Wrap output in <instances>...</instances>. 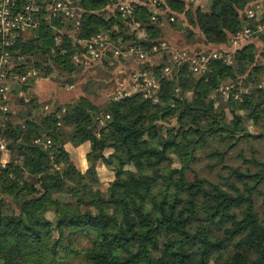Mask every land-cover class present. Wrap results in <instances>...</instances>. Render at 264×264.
<instances>
[{
    "label": "trees",
    "instance_id": "obj_1",
    "mask_svg": "<svg viewBox=\"0 0 264 264\" xmlns=\"http://www.w3.org/2000/svg\"><path fill=\"white\" fill-rule=\"evenodd\" d=\"M52 1L42 3L39 25L10 49L23 58L14 72L38 68L72 77L83 66L74 56L99 33L115 42L122 37V48L148 50L164 39L163 14L153 22L148 2H133L124 17L117 7L107 16L112 0H76L85 13L77 25L70 18L72 35L59 32L69 17L50 16ZM255 1L211 0L205 10L164 0V10L175 19L184 13L206 44L220 46L248 24L244 10ZM111 21L130 34L112 30ZM256 39L261 51L252 41L231 62L210 58L202 73L175 63L170 49L156 52L165 54L162 62L146 57L142 68L160 79L156 99L135 93L99 109L82 95L36 116L34 97L24 120L5 114L0 134L11 158L0 168V264H70L65 257L79 264H264V156L252 143L264 144V36ZM113 56L108 49L96 62L110 64ZM224 81L248 91L236 98L232 90L217 104L212 94ZM167 118L176 123L163 132ZM42 137L51 144L36 141ZM89 139L95 160L87 175L65 145ZM99 160L118 162L105 191L97 185ZM201 162L214 175L197 168Z\"/></svg>",
    "mask_w": 264,
    "mask_h": 264
},
{
    "label": "rangeland",
    "instance_id": "obj_2",
    "mask_svg": "<svg viewBox=\"0 0 264 264\" xmlns=\"http://www.w3.org/2000/svg\"><path fill=\"white\" fill-rule=\"evenodd\" d=\"M70 1L75 15L74 17L64 18V26L58 30L61 33H68L74 35L77 31V28L75 25L73 28H70L68 26L70 18H74L76 22L75 24L77 25L82 22L85 12L78 6L76 0ZM120 1L121 0H112L111 4L108 7L107 16L113 13V10L117 7V2L119 3ZM138 2L146 4L147 2L149 3L148 0H139ZM186 2L188 4L187 7L189 8L191 7L195 9L197 6H201L203 9L208 10L211 0H186ZM162 13L163 19L162 22H160V25L162 27L163 38L167 39L170 46H172L170 50L174 52H186L188 56H197L201 53H205L206 55H208V53L204 52V50L208 48H211L209 52H218L221 54H226L229 52L231 53L233 51L229 43L220 46H211V44H206L200 30L197 27L192 26L188 22L189 18L185 17L184 13L177 15V19H175V25H173L172 23L174 21H171L169 19L170 13L164 10V6H162ZM111 23L112 30H126L127 35L130 34V32H128V30L118 22L111 21ZM55 30H57V28ZM107 36L110 39V42L114 45L121 47L122 44H125L117 43L122 40V37H116L118 41L116 40L115 42L110 35ZM253 41H255L257 51H261L263 43L261 41H258L257 39H254ZM164 55L165 54L161 53L148 54L147 61L148 59H150L152 60V63L162 62L164 59ZM172 58L174 59L173 56ZM147 61L139 60L136 56H133L130 59H124L113 56L111 58L110 64H105L104 61L102 63L94 62L91 64H82V70L72 77L69 76L66 72H61L57 70H55L52 74L47 75L43 72V69L41 70L36 68L40 72L39 77L37 79L30 80L28 83L23 85L26 87V90L22 89L24 97L23 100L25 102H21L22 97H20L18 93L14 90L13 95L11 97V111L14 114H17L15 119L17 121H21L29 116L30 106L27 102L34 97L36 98V106H38L36 107L37 110L35 109L36 116H41L43 110L45 112L44 106L48 105L49 110H52L53 108L67 105L72 101L77 100L82 95L92 100L97 108L103 109V107L109 100L114 99L115 94H117L120 90L127 89L129 86L135 83V73L140 71L144 66V63ZM174 62L180 63L177 62L175 59ZM149 72L154 74L151 71ZM165 76H167L169 80H172L174 78L172 67H170V70L168 71V73L165 74ZM261 78L262 85L264 86V74L261 75ZM69 79L72 82H69ZM37 81L40 83V87H38L37 91H35L33 89L32 84ZM237 84L240 85V82L237 83L236 81H224L221 86L212 94V96L216 99L217 104L226 103V100L228 99L229 94H231L230 92L232 90H234L233 94L236 98H240L241 93L248 91L242 86L237 88ZM20 88L17 87L18 90H20ZM60 112H64V110ZM228 119H231L230 113L228 114ZM102 123L103 122L101 121L100 124ZM175 123V118H167L164 121L160 122L159 127L163 129V132H165L166 128L169 125H173ZM246 124L248 125V128L250 130H254V126L251 124V122L246 121ZM245 143L248 146V142ZM252 143L260 149L261 154L264 156V144L258 142L257 140L252 141ZM93 144V141L89 139L76 143L68 142L65 145L66 149L71 152L74 160H76L78 164H80L83 172L86 174L90 163L95 160L93 156ZM111 154L112 152H107L106 156H108V158H112ZM10 158L11 154L5 156V160L7 161V163L9 162ZM174 166L178 168L180 164L176 162ZM116 167H118L117 160H114L112 164H107L102 160H99L97 162V185L102 190L105 191L108 188L110 182L114 179V169ZM196 167L205 172L206 174L208 173L209 175H214L215 173V171L209 173L208 170L205 168L204 162L196 164ZM48 217L52 218L53 214L48 213ZM65 255L66 254L62 252L61 256L65 257ZM64 260H67V262H70V264H79V261L75 260L72 257H65Z\"/></svg>",
    "mask_w": 264,
    "mask_h": 264
},
{
    "label": "built area",
    "instance_id": "obj_3",
    "mask_svg": "<svg viewBox=\"0 0 264 264\" xmlns=\"http://www.w3.org/2000/svg\"><path fill=\"white\" fill-rule=\"evenodd\" d=\"M46 0H0V129L5 127L6 115L11 111V97L17 87H21L30 80L37 79L40 75L39 70L30 68L24 72H14L13 68L21 64L22 57H16L11 53V48L15 45L18 37L26 36V34L39 25L38 12L42 8V3ZM139 0H125L117 2V8L122 15L127 16L132 10L133 2ZM153 8L152 21L156 22L159 15L162 13L164 0H148ZM50 16H65L74 17L73 7L70 0H53L49 7ZM244 15L247 18L248 24L237 30L230 36L229 44L233 51L226 54L211 52L208 55L205 53L197 56H188L186 52H174L173 57L177 62H188L192 71L202 73L207 69L210 58L224 59L231 62V54L246 43H250L258 36H264V0H256L251 3L245 10ZM169 19L173 21L174 16ZM167 39L161 40L150 49H145L142 46L130 45L124 48L114 45L110 42L108 36L104 33H99L93 38L84 42V52L82 55L76 54L74 61L81 64H91L100 60L105 56L110 49L115 57L130 59L136 56L139 60H144L148 53H156L159 51L171 49ZM170 67H165V72L168 73ZM135 83L127 89L120 90L115 94L114 100H120L124 97L131 96L135 93H142L145 97L156 98L160 87L159 79L148 70L141 69L134 75ZM17 86V87H16ZM16 92V91H15ZM18 95L22 98V89L18 90ZM45 109H49L46 105ZM60 116V115H59ZM38 143L50 145V139L38 138ZM10 154L8 140L0 134V168L7 164L5 156Z\"/></svg>",
    "mask_w": 264,
    "mask_h": 264
},
{
    "label": "crops",
    "instance_id": "obj_4",
    "mask_svg": "<svg viewBox=\"0 0 264 264\" xmlns=\"http://www.w3.org/2000/svg\"><path fill=\"white\" fill-rule=\"evenodd\" d=\"M32 85H33V89L35 91H37V88L40 87V83L38 81L37 82H34Z\"/></svg>",
    "mask_w": 264,
    "mask_h": 264
}]
</instances>
